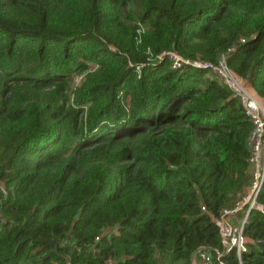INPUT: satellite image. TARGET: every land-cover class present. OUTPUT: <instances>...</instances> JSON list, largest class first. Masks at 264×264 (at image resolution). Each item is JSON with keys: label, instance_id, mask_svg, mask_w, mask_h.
I'll use <instances>...</instances> for the list:
<instances>
[{"label": "trees", "instance_id": "trees-1", "mask_svg": "<svg viewBox=\"0 0 264 264\" xmlns=\"http://www.w3.org/2000/svg\"><path fill=\"white\" fill-rule=\"evenodd\" d=\"M164 51L225 57L264 101V0H0V264L215 256L252 125L216 75ZM244 234L257 242L222 259L264 264V211Z\"/></svg>", "mask_w": 264, "mask_h": 264}, {"label": "built area", "instance_id": "built-area-1", "mask_svg": "<svg viewBox=\"0 0 264 264\" xmlns=\"http://www.w3.org/2000/svg\"><path fill=\"white\" fill-rule=\"evenodd\" d=\"M157 58H168L174 68L192 66L205 68L216 75L237 97L248 116L252 129L247 139L251 181L244 191L237 194L231 207L214 217L219 229L221 248L215 256L206 248H197L191 256L190 264H227L222 257L234 250L238 256L257 241L244 234V227L253 210L264 211L258 196L264 183V101L249 87L247 82L236 74L222 57L218 63L183 58L174 51H164ZM2 192L4 189L0 188ZM204 210L205 207L202 206Z\"/></svg>", "mask_w": 264, "mask_h": 264}, {"label": "rangeland", "instance_id": "rangeland-1", "mask_svg": "<svg viewBox=\"0 0 264 264\" xmlns=\"http://www.w3.org/2000/svg\"><path fill=\"white\" fill-rule=\"evenodd\" d=\"M181 56V55H180ZM183 58H186L184 56H182ZM189 59V58H188ZM191 60V59H190ZM201 61V60H200ZM95 66L93 64H90L89 65V68L88 70H92ZM82 78V74H76L73 78V81H72V85L75 86Z\"/></svg>", "mask_w": 264, "mask_h": 264}]
</instances>
